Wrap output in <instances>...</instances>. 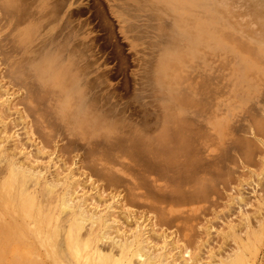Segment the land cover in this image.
<instances>
[{"label":"rangeland","instance_id":"374dc122","mask_svg":"<svg viewBox=\"0 0 264 264\" xmlns=\"http://www.w3.org/2000/svg\"><path fill=\"white\" fill-rule=\"evenodd\" d=\"M13 1L12 3H14ZM212 1L214 2L212 7L216 10L218 17H222L224 21V23H221L220 19L216 18L217 32H215V38L218 40L217 45L224 48L226 45L229 47L227 46L226 51L222 48H215L216 52L212 55L214 92L211 101V114L206 115L204 112L198 118H192L191 115L186 116L187 126L189 123L191 125L189 128L187 127L190 130L187 132L190 134L192 131L193 133H191L195 135H193L192 144L188 143L191 147L185 145L188 147L187 150V147L182 145L177 150H181L178 154L177 151H173V154L179 157V154L182 153L181 155H183L185 150L183 157L178 158L177 161L179 162L174 164L169 163L168 160L166 161L163 156V159H158L160 166L157 161H154L156 164L151 162L148 166L141 162V165L136 162L138 159L130 157L129 154L131 153L129 152H132V150L129 148V144H122V146H125L124 151L127 150L125 154H118V149L114 148L115 153L111 152L113 154L110 157V159L112 158L111 161L106 160L108 164L99 161L92 164L88 147L81 141L70 140L68 136L69 130H71L70 133L78 132L79 134L84 132L80 131L81 126L73 124H77V121L75 122L71 115L74 108L67 110L66 113L68 114L58 112L54 106V110L52 108L50 110V105L52 106L54 103L50 101V97L54 99L55 97L48 89L54 90V92L58 89L47 88L48 85H46L45 89L50 94L48 92H46L47 94L45 92L41 93L44 85L41 84L40 87V81L38 80L37 83L33 77L32 63L38 61L35 51L36 35L34 34L23 40L24 45L22 46V44L17 45L16 41L13 43L14 40L18 39L15 36L16 32L4 33L5 38L2 37V39L7 40L8 50L13 47L15 49L19 48L18 51L14 49L13 52L11 50L9 52L12 53V56L14 52L17 53L14 56H17L19 61L23 59L22 62L24 63H20L21 66L17 65L20 68H16L21 69V71H18V73L15 71L14 73L17 76L20 75V77H14L12 75L13 71L12 74L8 71L9 76L7 77L6 69L10 67L5 61V57L0 53L3 56L0 57V78L3 79L4 76L3 80L0 79V114L2 112L5 116L0 115V186L7 180L12 165L15 163L24 168L29 167L36 172H42L43 179L37 185H35L36 181L30 176L26 177L24 181L26 194H32L36 201L35 207L37 209L33 211L34 219L25 216L14 199L11 204L10 202L5 203L4 200L0 201V264H87L91 261L90 264H97V260L91 258L96 246L102 253H109V248L112 247L111 239L116 240V238L122 236H125V238L132 237L137 225L144 229L143 237L146 239L147 236L148 240L146 242L148 247H151L150 250H158L165 241L167 242L166 251L169 253L168 261L171 264H225L237 248L241 249V247L246 258V264H264V29L259 30L256 27L262 25V21L257 20V18L262 14L264 4L258 6L243 4V0H236L235 2L234 0ZM17 2L19 1L17 0ZM139 2L135 0H70L72 44H82L88 50L84 55V60L77 63V69H74L72 74L76 70L81 71L82 76L79 78V83L80 86L88 87L86 96L88 102L91 101L90 98L93 95L101 99L100 104L102 107L99 108L97 113L101 117H105V122H101L98 126V129L103 127L101 132L96 128L95 133L101 135L104 132L103 137L110 133L112 128L122 130L120 126L127 130L124 133L119 131V135L124 138L133 136L132 134H142L144 140L156 139L162 134L170 136L174 131L172 127L176 124L172 123V120H176L174 114H177L178 111H192L191 105L188 103L191 102L192 98H190L187 89L184 88L190 82L192 83V78L194 82H200V76L203 77L206 72L205 57L202 58L203 54L201 52V55L195 58L192 63L187 60V63L176 60L172 62L175 63V66L172 63H170L172 66L167 64L164 67L159 65L162 68L158 66V60L167 46V37L164 35L163 30L170 29L169 20H157L151 8ZM123 10H125V14L120 17L117 12ZM77 11L81 13L76 14ZM251 17L256 22H249L248 19H251ZM219 24L223 26V31H219L220 33L218 32L220 30L219 26H221ZM24 26L21 25L20 28L24 30ZM225 34L226 37H224ZM8 36L13 38V42ZM14 36L16 39H14ZM219 37H222V39H218ZM29 39L31 40L29 41ZM4 42L2 41L0 45H4ZM11 43L15 46L13 44L11 46ZM237 43L240 46L241 43L247 46L243 47V45L240 50ZM49 46L50 44L46 47ZM20 47H22V52H20ZM7 48L3 49L7 50ZM253 51L254 53H251ZM25 54L27 55L25 56ZM252 54H255L254 57ZM235 55L246 58L252 63L243 72V76L240 75V77L237 70L241 68L238 62L237 65L234 64L236 63ZM25 57L29 58L31 62L34 58L37 59H34L30 64ZM3 58L4 60H2ZM8 59H11L10 54ZM26 61H28V66ZM146 61L150 64L145 63ZM148 64L149 66H147ZM189 64L190 66L196 65V68L192 66L190 68ZM23 65L24 69L25 66L31 69L29 73H27L28 68H26V72L23 71ZM164 68L166 72L163 71ZM9 70H13V67ZM182 70L184 71L182 72ZM31 71L33 76L29 77V80L34 78V83H29L32 80L28 81L27 79ZM21 72L22 74H19ZM160 73L162 75L166 73V76H162ZM23 74L26 76L28 74L24 80L21 77ZM1 75L3 76L1 77ZM159 76H162L160 80L157 78ZM12 77L14 79H8ZM15 78L16 80L22 79L23 81L19 80L20 85L26 87V90L29 88V94L30 91L33 93L34 90L35 96L30 94V97L32 95V98H30L24 95L25 91L21 86L15 88L16 83L19 85V81H13ZM6 79L9 82L11 80V82L8 83ZM24 81L27 82L22 85ZM13 82H16V85ZM11 83L14 86H11ZM36 83L39 85H36ZM25 84L27 85L24 86ZM38 87L43 89L40 91ZM36 90L40 91V94H37ZM37 95H42L40 97H43L46 103L42 102L45 100L40 99L38 96L37 101L38 99L42 101L36 106L34 102L36 100L34 99ZM24 96L27 97L28 102H26L28 105L24 100L21 101L26 98ZM45 96H49V100ZM188 96L190 99L187 98L189 100L187 102L186 97ZM31 99L34 100V104ZM25 104L28 106L27 108ZM45 104L48 105L45 107ZM201 104L202 108L203 102ZM29 107L31 108L30 112L26 114L27 111L25 112V110H29ZM46 108L49 109L47 113L45 112ZM161 108L162 110H160ZM165 108L167 111H165ZM201 108L200 110H202ZM52 110L55 115L53 112L50 113ZM17 112H22L24 117L27 115L25 120L29 122L27 129L24 128L25 125L18 118ZM36 113H42L40 115L41 120L47 121V123L45 124L40 118H37L39 116L38 114L36 116ZM43 115L46 117L43 118ZM63 115H66L65 117L68 120ZM171 115L173 116L171 117ZM35 116L37 121L33 120ZM58 118L60 119L59 123ZM188 118L192 123L188 121ZM63 119L64 121H62ZM145 120L149 122L148 125L147 122H143ZM208 120L212 121V125L207 124ZM65 121H68V123ZM112 121L115 122L114 127L108 125L110 123L112 125ZM168 121L172 122L169 123ZM216 122H220L221 126H213ZM65 123L68 127L64 125ZM70 123H72L71 126ZM104 123H106V126ZM47 124H50L52 128ZM40 126L43 127L40 128ZM64 126H66V130ZM73 126H75V129H73ZM107 126L110 128L107 129ZM142 126H144L143 129H147L146 127L151 128L150 132H148L149 129L141 131ZM44 127H46L45 134L49 135V138H45L48 139H44L41 133L44 132L42 129ZM48 127L49 129H47ZM69 127L72 129H69ZM86 127L88 128V126H85V129H87ZM85 129L83 127V130ZM113 129L111 131H114L113 134L118 132L117 129L116 132ZM67 130L68 135L66 134ZM135 131H137V134L134 133ZM170 146L175 149L173 145ZM102 147L104 148L103 145H101ZM138 147L141 148H139L141 152L146 148L143 146V149L140 144ZM103 148L100 150L101 152ZM2 150L5 152L3 153ZM158 151L160 152L161 149ZM186 153L188 157L185 156ZM164 154L166 156V153ZM166 162L168 163L166 164ZM176 164H179V166ZM105 168L111 169L112 172H110L113 174L110 175L109 170L106 172ZM109 175L112 176V179ZM178 176L180 177L178 178ZM67 178H70L71 182L74 181L70 189L72 198L87 200L85 201L86 211L89 210V213H91L94 211L92 210L93 207H97V211H102L101 213H104L103 217H106L109 223L115 219L118 221L115 220L117 224L107 229V237L111 238H109L110 241L108 239L99 242L100 226L94 223L91 228L90 224L92 223L87 221L83 224L80 236L85 242L87 234L92 229L91 242L88 239L91 244L85 242L84 248L72 246L70 249L68 247L66 235L70 228L72 216L69 210L62 211L59 204L61 196L66 190L65 185H70ZM44 181L47 183L51 181L50 184L53 185V188L47 189ZM13 191L12 195L15 193V189ZM107 207H112L114 210L112 212L107 211ZM47 216H49V220H47ZM119 227L121 230L116 233ZM248 240H250L249 244ZM243 244L248 245L246 249L243 248ZM86 246L87 248H85ZM159 252L161 251L155 253ZM112 253L117 257L118 248L115 247ZM134 262L136 264V261Z\"/></svg>","mask_w":264,"mask_h":264},{"label":"bare ground","instance_id":"6f19581e","mask_svg":"<svg viewBox=\"0 0 264 264\" xmlns=\"http://www.w3.org/2000/svg\"><path fill=\"white\" fill-rule=\"evenodd\" d=\"M18 1L19 2H17V0H14L13 1L14 3H12V0H1V3H0V43H2V41L3 42L5 41L4 45L3 44L0 45V53H1V55H3L5 57V61H7L8 66L10 68L13 67V70H9L10 68L6 69L7 70V77L9 76V72H10V74H12V71H13L12 75L14 77L17 76L14 73H15V71H16V73H18V71L19 72L21 71V69H17V68L18 67L20 68V66H21L20 63L22 64L24 62H22L23 59L19 61L18 57L14 56L15 52H14V54L12 56L11 52L14 51L15 47H13L12 49L10 48L8 50V48H9V47L7 48L8 44L6 45L7 40L6 39H4V40L2 39V37L5 38V34L4 33L5 32H9V33L10 32H16V35L15 34H13V35H15L18 39L14 40V42H13V38H10L9 36L8 37L10 39H12L11 42L15 43V41H16L17 45L18 44H22V46L24 45L22 43L23 40L27 39L28 37L30 38L31 36H33L35 34L36 35L35 40L37 42V44L35 46L36 47L35 51L37 53L36 56H38V59L37 58H34V59H37L38 61L36 62V61H34V59L33 60L31 59L32 62L33 61L36 62L34 64V62L32 63L31 61H29V58L25 57L26 59H28L29 63L31 62L33 64V66H32L33 70L32 71H34V76H33L32 71H31L32 75L30 74V76H28V74H27L28 78H27V76L25 74H23L24 76L22 75L21 77L23 78V80H24V78H27L28 81L32 80L29 83H32L33 81L35 82L34 78L36 79L37 83H38V80H39L41 82V83L39 82L40 85L37 84V83H36V85H39L41 87V84H43L44 85V89L38 87L39 88L38 90H40V91L42 89L46 90V91L42 90L41 93L42 92L46 93V92H48V90H49L50 93H52V96L55 97V99L50 97V101L54 102L52 104L49 101L52 104V106L50 105V108L48 107L50 110H51V108L53 109L55 107L58 112L64 114V112L65 113L68 112L67 110H70V109L74 108V109H72V111L74 110V112H72L73 114H71V115L74 118L73 120H75V122L77 121L76 122L77 124H75V123H73V124L81 126L79 129H80V131H84V132L79 133V134H78V132L70 133L71 130H69V129H72V128L69 127V129L67 128L69 130V135H68V130H67L66 134L69 136L70 140H72V141H81L82 143H84L88 147L89 153H90V157L89 158L91 160L90 162H92V164H93V163H97L99 161V162H103L105 164L106 160L108 162L111 161L112 158L110 159V157H112V155H113V154H111V152L115 151L114 148L118 149V151H117L118 154H125V152L127 150L124 151V147L125 146H122V144H124V145L125 144H129V148L132 150V152L131 151L129 152V153H131V154H129L130 157L138 159V161H136V162H139L140 164H141V162H143V163H145L144 165H146V166L150 165L151 162H154V161H157V164H158V159H160V158L163 159L164 157L166 158V161L168 160L169 163H171V164L179 162L177 160H178V158L183 157L185 150L182 148L184 150V152H183V155H181L182 153H180L179 157L178 156L176 157L173 154V151H177L178 148L180 149V147L182 145L185 146L186 144H187L188 147H191V146L188 145V143L192 144V140L194 139L193 135H195V134H192L193 133L192 131H191L192 133L190 132V134H192V135L188 134V132H187L189 130L188 129L189 126H191V125L189 123V125L187 126L188 122H187V120H185L186 116L187 115H191L192 118H198V116L201 117L204 112L206 113V115L207 114L208 115L211 114V109H212L211 101L213 99V92H214L213 74H212V55L216 52V49H215L216 47L218 49L222 48L223 50L226 51V48L228 46V45H226V47L224 48V47H221L220 45H217V41L218 40L215 38V32H217V27L215 26L216 18L220 19L221 23H224V21H223L222 17H220V16L218 17L216 10H214V8L212 7L214 2L212 0H135V1H138V2L140 1L143 5H147L148 7H150L151 10L153 11L155 17H157V20H159V21L163 20V19H168L169 20L170 29L169 30H166V29L163 30L164 35H166V37H167V46H166V50H164L165 52L162 54V56L158 60V63H159L158 66L161 65V66L164 67L166 64L167 65H171L170 63H172L173 61H176V60L180 61V62L183 61V62H186V63H187V61H191V63H192V62H194L193 60L195 58H197V57H199V55L203 54L202 58L205 57L204 66L206 67V72L203 74L204 76L203 77L200 76V78H201L200 82H194L193 78H192V83L190 82V84L187 85L184 88V89H187L190 98H192L190 100L191 102H188L189 101L188 99H190V98H189V96L186 97V99L188 98L187 102L191 105L192 111L188 112V110L186 109L187 111H181V112L178 111L177 114L176 113L174 114L175 115L174 119L176 118V120L175 121L172 120L173 122L172 121L171 122L172 123H176V124H175V126L172 127V129L174 128V131H172V134L170 136L167 135V134H162L161 136H158L156 139L151 138V139H153V140H151L149 138L150 140H147V139L144 140V138H143L144 135L141 136L142 134L141 135L137 134V131L134 132L137 135L132 134L133 136H130V137L128 136L127 138L126 137L125 138L121 137V135H119V131H122L123 133L125 131H127V130L124 129L123 126H120V127H122V130H120V129L118 130L117 128H115V129L112 128L113 130H115V132L117 130H118V132L113 134L114 131L111 132L112 131V129H111L110 133H112V134L108 133L107 135H105V137H103L104 136L103 135L104 132L101 135L95 133L96 130L98 129V126L101 124V122H103L105 120V117H101V115H99V113H97L99 108L102 107V105L100 104V100H101L100 97H98L96 95L95 96L93 95L92 98H90V100H91L90 102H88L86 100L87 91H88L87 88L88 87L87 86H80L79 78L82 76L81 71L76 70L75 73L72 74L73 70L77 69V63L78 62H82L84 60L83 59L84 55H86L88 50L82 44H76V43L72 44V39H71L72 32H71V26H70L72 13L70 12V7H71L70 0H18ZM15 2H17V3H15ZM13 5H15V6H13ZM258 5H263V3H255V6H258ZM121 6H123V5H121ZM126 7H127V5H126ZM81 12L77 11L76 14H80ZM73 14H75V13H73ZM117 14L120 17H122V15L125 14V10H123L121 12H117ZM260 17H259V19L262 21V25L260 24V25L256 26L259 30L264 29V10H263L262 14L260 15ZM257 20H258V18H257ZM21 25H25L23 27L24 30H22L20 28ZM219 25H221V26H219L220 30H218V32L219 31L222 32L223 31V29H222L223 26H222V24H219ZM159 33H160V31H159ZM15 36H14V39H16ZM11 37H13V36H11ZM224 37H226V34L224 35ZM220 38L222 39V37H219L218 39H220ZM30 40L31 39H29V41ZM17 41H18V43H17ZM223 41H225V40H223ZM233 41L235 42L236 40H233ZM26 42H25V44L28 43V42L27 43ZM13 43H11V46H12ZM222 43H224V42H222ZM242 43H241V46H240L239 43H237V45H239L238 48H240V47L242 48L243 45H244L243 47L247 46V45L242 44ZM48 44H50V46L47 48L46 46ZM13 46H15V44H13ZM3 48H7V50L6 49L4 50ZM21 48L22 47H20V49ZM241 48H240V50H241ZM17 49L19 50V48H17ZM17 49H15V50H17ZM31 49H32V47H31ZM10 50H11V52H9ZM33 50H32V53H33ZM233 51H231V52H233ZM250 51H251V48H250ZM20 52H22V49H21ZM200 52H201V54H200ZM243 52H244V50H243ZM8 53L10 54L11 59H8V57H9ZM27 53H29V52H27ZM247 53L249 54V52H247ZM251 53H254V51L251 52ZM30 54H31V51H30ZM235 54L236 55H240L238 53H235ZM1 55H0V57L2 58L3 56H1ZM26 55L27 54H25V56ZM236 55H235V62L236 63H234V64L237 65V62H238L239 65H240L241 69L237 70V71H239L238 75L240 77V75L243 76V72L246 71L250 67V65L252 63H250L246 58H241V57H238ZM254 55L255 54H252L253 57H254ZM6 56H8V57L6 58ZM236 57H238V58H236ZM25 58H24V60H26ZM2 60H4V58ZM28 61H26L27 62L26 65L27 66H28ZM147 62L148 61H146L145 63H147ZM148 63L150 64V62H148ZM149 64L147 66H149ZM172 64H173V66H175L174 65L175 63H172ZM17 65H20V66L17 67ZM24 65L22 66V69H24ZM161 66H159V67L162 68ZM188 66H190V64ZM191 66L196 68V65L195 66L191 65ZM191 66H190V68H191ZM26 68H28V67L25 66V69L23 71H25ZM160 68H158V69H160ZM28 69H27L28 70L27 73H29V71L31 70L30 68H28ZM164 70H166V69L164 68L163 71ZM179 70H180V68H179ZM183 71L184 70H182V72ZM22 72L19 73V74H22ZM164 72H166V71H164ZM196 73H197V71H196ZM157 74H159V73H157ZM165 74L163 73V75L162 74L161 75L164 76ZM2 76L3 75H1V77ZM18 76L20 77V75H18ZM31 76H33L34 78L29 80V77H31ZM162 76H159L157 78H159V80H160L162 78ZM14 77L8 78V79L12 80V79H14ZM200 78H198V79H200ZM0 79L3 80L4 76H3V79L2 78H0ZM8 79H6V80H7L8 83H10L11 80L9 82ZM1 80H0V82H1ZM19 80L23 81L20 78L17 79V80L15 78V80H13V81H17L18 82ZM20 81H19V85H18V83L15 82L17 84L16 85L13 82L14 85H16L15 88H17V86H19V87L21 86L20 85L21 84ZM25 82H27V81L22 82V85ZM157 82H159V81H157ZM65 83H67V84L64 85ZM165 83H166V81H165ZM49 84H51V85H49ZM170 84H171V82H170ZM174 84H175V82H174ZM12 85L13 84L11 83V86ZM26 85L27 84H25L24 86H26ZM46 85H48V87ZM45 86L47 88H52L53 87V88H55V90L56 89H58V90L55 91V92H54V90H51V89L47 90V89H45ZM2 88H3V86H2ZM21 88H24V87L21 86ZM25 88H24V91H25L24 95H26V96H29L30 94L34 95V92H35L34 90H33V93H31V91H30V94H29V88H27L28 90H26ZM176 90H177V88H176ZM40 91H37L38 92L37 94H40ZM42 95H37L34 100L37 101V98H39ZM26 96H24V97H26ZM45 97H47V100H49L48 99L49 96H45ZM30 98H32V95H31ZM182 98H181V101H182ZM26 99H27V97L25 99H22L21 101L24 100L25 103L28 105V103H27L28 100H26ZM40 99L45 100L43 97L42 98L40 97ZM40 99H38L37 103H36V101L33 100L35 102L36 106H37V104H39V102L42 101V100L39 101ZM51 99H53V100H51ZM54 100H56V101H54ZM178 100H179V98H178ZM31 101H32V99H31ZM33 101H32V103L34 104ZM201 101L203 102V107L202 108L200 106V105H202ZM42 102L46 103V100L42 101ZM184 102H186V101H184ZM29 103H31V102H29ZM47 103H48V101H47ZM48 104H45L44 106L46 107V105H48ZM98 104H99V106H98ZM178 104H179V102H178ZM27 105H26V108L28 107ZM32 105H31V107L34 106V105L33 106ZM36 106H34L35 109H37ZM40 106H41V104H40ZM185 106H183V107H185ZM204 106H205L206 110H205ZM164 107H166V106H164ZM197 107H200L202 110H200V108L198 109ZM26 108H23V109L25 110ZM203 108H204V111H203ZM9 109H10V107H9ZM30 109L31 108L29 107V110L28 109L25 110V112L27 111L26 114L30 112ZM35 109H32V110H35ZM49 109H47L46 111H45V109H43V110L47 113V111L49 112ZM32 110H31V112H32ZM53 110L50 111V113L53 112ZM160 110H162V108ZM109 111H108V113H109ZM165 111H167V109ZM199 111H200L201 114L199 113ZM35 112H37V111L35 110ZM8 113H9V111H8ZM33 113H34V111H33ZM38 113H39V111H38ZM38 113H36V116H37ZM1 114H2V112H1ZM17 114L19 116L18 118L20 119V121H22L23 125H25L24 128L27 129V125L29 123V122L25 121L27 115H26V117H24L22 112L21 113L17 112ZM66 114H68V113H66ZM69 114H70V112H69ZM40 115H42V113L38 114L39 117H37V118H40V120H41V116ZM54 115H55V113H54ZM144 115H146V114H144ZM1 116H4V115L2 114ZM36 116L34 117L35 119H33V120L37 121ZM172 116L173 115H171V117ZM42 117L44 118L46 116L43 115ZM204 117H205V114H204ZM55 118L57 119V117H55ZM65 119H66V117H65ZM106 119H108V118H106ZM146 119H149V118H146ZM5 120H6V118H5ZM40 120H38V121H40ZM66 120H68V119H66ZM210 120L207 121L208 125H212V121H210ZM41 121L39 123H41ZM55 121H57V120H55ZM62 121H64V119ZM71 121H72V119H71ZM188 121L191 122V120H189V118H188ZM42 122L45 123V124L47 123V121L44 122V120ZM59 122H60V119H59L58 123ZM65 122L68 123V121H65ZM72 122H74V121H72ZM143 122H147V120H145ZM154 122H156V120H154ZM171 122H169V123H171ZM31 123L33 124L34 121L31 122ZM39 123L37 122V124H39ZM106 123H104V125ZM114 123L115 122H113L112 125H110L111 123L108 124V125L111 126V127L112 126L114 127V125H115ZM148 123L149 122H147L146 124L148 125ZM71 124L72 123H70V126H71ZM83 124H84V126H82ZM194 124H193V126H194ZM47 125L52 128V126H50V124H47ZM51 125H53V124H51ZM64 125H67V124L65 123ZM143 125H145V124L143 123ZM61 126H62V124H61ZM85 126H88V128L87 127L86 128L89 131L87 129H85ZM109 126H107L106 128L109 129L110 128ZM213 126L219 127V126H221V123L220 122H216V123H214ZM41 127H43V126H40V128ZM49 127L47 129H49ZM65 127L66 126H64V129L66 130ZM67 127H68V125H67ZM73 127H74L73 129H75V126H73ZM83 127H84L85 130H87V132H85V130H83ZM143 127L144 126L141 127L142 128L141 131H144V129H145V128L143 129ZM165 127H168V126H165ZM185 127L186 128L188 127V128L186 129ZM256 127H257V125H256ZM28 128L30 129V127H28ZM31 128H33V127H31ZM45 128L46 127L42 128L44 132H41V131L40 132L43 134V138L44 139H48L49 135L45 134ZM146 128L149 129L148 132H150L151 128H148V127H146ZM101 129L99 128L98 130L101 132ZM147 129H145V131ZM172 129H169V130H172ZM261 129H262V127H261ZM65 130H63V132H65ZM73 131H75V130H73ZM103 131H104V129H103ZM193 131H195V130H193ZM263 131H264V129H263ZM140 133H142V132H140ZM105 134H106V132H105ZM146 134H147V132H146ZM138 135H140V136H138ZM53 136H55V135H53ZM45 137H48V138H45ZM145 137H147V136H145ZM48 141H46V142H48ZM139 144L142 147L143 146L146 147L145 149L143 147L144 150L142 152L140 151L141 148L138 147ZM101 145L104 146V148L102 147L103 148L102 152L100 151L102 149ZM168 145L169 146L173 145L175 147V149L172 148L171 146L169 147ZM187 146H185V147H187ZM188 147L186 148V150L188 149ZM159 149H161L160 152L158 151ZM180 151H177V154ZM248 151H249V149H248ZM4 152L5 151H3V153ZM164 153H166L167 157L165 156ZM188 153H189V151H188ZM26 156H27V154H26ZM29 156H31V155H29ZM185 156L188 157L187 153H186ZM148 161H150V162L148 163ZM189 161H190V159H189ZM162 162H165V161H162ZM167 163L168 162H166V164ZM154 164H156V162H154ZM154 164H153V166H154ZM95 165L97 166V164H95ZM176 165L179 166V164H176ZM181 165H183V164H181ZM12 166L13 167L11 168V170L9 172V176H8L7 180L4 181L3 184L0 186V188H1V190H0V201L4 200L5 203L10 202V204H11L12 200L14 199V201H16L17 204H19L23 214L25 216H27V217H32V219H34L33 218V215H34L33 211L35 209H37L35 207L36 201L34 200L32 194H30V193L26 194V192H25L26 188H25V185H24L25 184L24 181L26 180V177L30 176L31 178H33L36 181L35 185H37L39 183V181L41 179H43V177L41 175L42 172L41 173L40 172H36L34 169H31L29 167L28 168H24L23 166H19L17 163H15ZM27 166H25V167H27ZM102 167H103V165L101 166V168ZM171 167H172V165H171ZM105 169L107 170V171L105 170L106 172H108V170H109V172L111 171V169H108V168H105ZM179 169H181V168H179ZM146 170H147V168H146ZM152 170H154V169H152ZM111 172H110V175L113 174V173L111 174ZM194 172H195V170H194ZM60 173H62V172H60ZM161 173H162V171H161ZM181 176H184V175H181ZM111 177L112 176H110V178ZM179 177L180 176H178V178ZM67 180L70 181V185H65L66 186L65 187L66 190L62 194L61 199L59 201V204H60V206L62 208V211L69 210L71 212V216H72L71 219H70V222H71L70 223V228H69V230L67 232V235H66V240H67L66 243H68V247L70 249H71L72 246H74L75 248H84L83 247L84 243L85 242L89 243L88 239L90 240V237L92 236V232H91L92 229H90V232L87 234V240L85 242H83L84 240L80 236V231H81V229L83 227V224L86 223L87 221L92 223V224H90L91 228H92V225L94 223H96V224H98L100 226V229H101L100 233L101 234H100V237L98 239L99 242L100 241H104V240H108L110 237L109 238L107 237L108 236L107 235L108 234L107 233V229H109L112 225L117 224L118 221L115 219L117 222L115 220H112V222L109 223V221L106 219V217L105 218L103 217L104 213H101L102 211H97V207H93L92 210H94V211H92L91 213H89L90 212L89 210L86 211L85 201H87V200H85L83 198H79V199L74 198L73 199L70 189H71V185H73L74 181L71 182L70 178L69 179L67 178ZM32 182H33V180H32ZM50 182L49 183L45 182V184H44L47 187V189H49V188L52 189L53 188L52 187L53 185L50 184ZM65 182H67V181H65ZM44 185H43V187H44ZM14 189H15V193L12 195V193L14 192L13 191ZM55 191H57V190H55ZM53 195H55V194H53ZM135 197H136V195H135ZM47 198H48V195H47ZM41 200H42V197H41ZM52 204H53V201H52ZM8 206H10V205H8ZM45 206H46V204H45ZM45 206H44V208H46ZM106 209H107V211H110V212H112L114 210L112 207H107ZM38 215H39V213H38ZM44 217H45V215H44ZM48 217L49 216H47V218ZM49 219L50 218H48L47 220H49ZM39 223H41V222H39ZM48 224H50V223H48ZM116 226L118 227L119 225H116ZM119 230H121L120 227L116 231V233ZM143 236H144V229L140 225H137L136 230L133 233L132 237L129 236V237L125 238V236H122L121 238H116V240L110 238L111 242H112V247L109 248L110 252L109 253H102V251L96 246V249L93 251V255L91 256V258L96 259L97 260V264H134L135 263L134 261H136V264H155V263H157V264H171V262L168 261L169 253H167V251H166L167 242L165 241L160 249H158V250H154L153 249V251H154L153 252L152 250H150L151 247H148V244L146 242V240H148L147 236H146V239ZM110 239H109V241H110ZM249 241L250 240H248V244H249ZM90 242H91V240H90ZM89 244H91V243H89ZM246 246H248V245L247 244H243V248L244 249L247 248ZM115 247L118 248V256L116 255L117 257H115V255H113V253H112V251H113V249ZM85 248H87V246ZM158 251H161V252L155 253V252H158ZM68 252H69V250H68ZM77 252H78V250L76 251V253ZM75 257H76V255L74 256V258ZM77 260H79V259H77ZM90 263H87V264H90ZM225 264H246V258H245V256L242 253V247H241V249L237 248V250L234 252V254L227 259Z\"/></svg>","mask_w":264,"mask_h":264},{"label":"crops","instance_id":"0c3cea01","mask_svg":"<svg viewBox=\"0 0 264 264\" xmlns=\"http://www.w3.org/2000/svg\"><path fill=\"white\" fill-rule=\"evenodd\" d=\"M236 0H234V2H235ZM256 1V2H255ZM245 3H247V4H255V3H263L264 4V0H243V4H245ZM261 18V17H260ZM258 19H259V17H258ZM255 19L254 18H252L251 17V19H248V21L249 22H252V23H254V22H256V21H254ZM247 24H249V23H247Z\"/></svg>","mask_w":264,"mask_h":264}]
</instances>
